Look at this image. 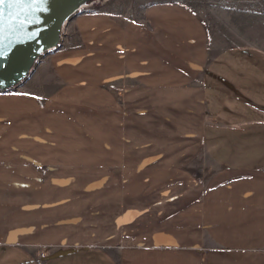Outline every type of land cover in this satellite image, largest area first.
<instances>
[{
    "label": "crops",
    "instance_id": "1",
    "mask_svg": "<svg viewBox=\"0 0 264 264\" xmlns=\"http://www.w3.org/2000/svg\"><path fill=\"white\" fill-rule=\"evenodd\" d=\"M142 12V20L123 26L106 12L78 14L84 37L96 31L99 43L53 53L56 85L46 80L42 90L26 78L34 65L26 79L0 89V167L41 160L46 144V153L68 165L111 169L131 158L144 166L132 171L137 178L185 179L182 174L193 171L171 167L184 162L173 153L183 145L163 141L162 133L171 130L172 117L180 132L191 131L187 102L194 98L203 113L198 141L211 169L195 207L203 235L172 224V207L148 187L142 198L131 199L130 216L142 221V214L162 206L164 220L154 234L164 239L119 249L61 242L42 253L38 240H0V264H264V48L244 43L210 49L199 19L176 0L151 2ZM123 69L135 79L126 89L131 118L110 87ZM139 133L147 138L140 140Z\"/></svg>",
    "mask_w": 264,
    "mask_h": 264
},
{
    "label": "rangeland",
    "instance_id": "2",
    "mask_svg": "<svg viewBox=\"0 0 264 264\" xmlns=\"http://www.w3.org/2000/svg\"><path fill=\"white\" fill-rule=\"evenodd\" d=\"M36 1L3 0L0 8L10 12L14 5L23 8ZM157 1L161 0H96L84 5L65 22L59 44L39 57L34 73L30 72L26 78L31 76L36 86L41 85L44 88L42 90H46V80L51 82V87L58 81L50 63L53 53L99 43L100 37L96 31L91 37H84L76 25L78 14L106 12L116 17L118 24L123 26L128 19L142 20V10L146 4ZM176 1L199 19L210 49L244 43L264 48V0ZM53 58L57 59V54ZM39 69H43V75H37ZM131 86H135V79L126 69L120 70L110 83L116 95L130 107H127L129 118L132 105L128 97L130 93L126 89ZM18 87L25 90L21 83ZM187 105L186 127L191 131L180 132L178 118L172 117V121L167 123V129L171 130L162 133V140L175 146L183 145L181 150L174 149L173 153L184 162L171 165L172 169L187 166L195 174L189 171L182 174L187 178L180 180L153 181L142 178L141 175H145L143 173H139L140 178H137V174L132 171H139L136 167L144 166H136V162L132 164L131 158L119 164L118 168L111 169L68 165L65 163L67 159L46 153L45 150L49 148L43 144L41 160H21L20 164L0 167V240H38L37 249L41 253L57 243L71 241H87L115 249L127 244L157 242L159 238L164 239L163 235L154 234V226L161 225L164 220L162 206L157 211L142 214L139 217L142 221H137L138 218L132 220L130 216L132 202L137 200L136 195L142 198L140 193L148 187H151L152 195L155 196L158 191L172 207L169 215L172 224L182 222L188 234L197 230L203 235L200 211L195 210V207L211 169L198 141V129L203 118L201 106L194 98L188 100ZM139 134L140 140L147 138ZM100 186L105 189L103 193ZM169 187L174 190L169 192ZM178 187L181 188L179 191ZM132 189L134 192H130ZM204 239L206 241L205 233Z\"/></svg>",
    "mask_w": 264,
    "mask_h": 264
},
{
    "label": "water",
    "instance_id": "3",
    "mask_svg": "<svg viewBox=\"0 0 264 264\" xmlns=\"http://www.w3.org/2000/svg\"><path fill=\"white\" fill-rule=\"evenodd\" d=\"M94 1L37 0L23 8L14 5L10 12L1 7L0 52L3 55H0V89L24 79L39 57L59 44L67 19Z\"/></svg>",
    "mask_w": 264,
    "mask_h": 264
},
{
    "label": "snow or ice",
    "instance_id": "4",
    "mask_svg": "<svg viewBox=\"0 0 264 264\" xmlns=\"http://www.w3.org/2000/svg\"><path fill=\"white\" fill-rule=\"evenodd\" d=\"M0 3H3V0H0ZM0 55H3V53H2V52H0Z\"/></svg>",
    "mask_w": 264,
    "mask_h": 264
},
{
    "label": "built area",
    "instance_id": "5",
    "mask_svg": "<svg viewBox=\"0 0 264 264\" xmlns=\"http://www.w3.org/2000/svg\"><path fill=\"white\" fill-rule=\"evenodd\" d=\"M64 27V26H63ZM62 32H63V29H62ZM62 32H61V36H62ZM61 36H60V39H61Z\"/></svg>",
    "mask_w": 264,
    "mask_h": 264
}]
</instances>
